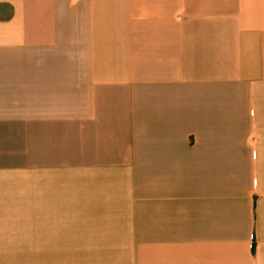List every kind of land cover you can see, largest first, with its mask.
<instances>
[{"label": "crops", "instance_id": "obj_1", "mask_svg": "<svg viewBox=\"0 0 264 264\" xmlns=\"http://www.w3.org/2000/svg\"><path fill=\"white\" fill-rule=\"evenodd\" d=\"M0 264H264V0H0Z\"/></svg>", "mask_w": 264, "mask_h": 264}, {"label": "rangeland", "instance_id": "obj_2", "mask_svg": "<svg viewBox=\"0 0 264 264\" xmlns=\"http://www.w3.org/2000/svg\"><path fill=\"white\" fill-rule=\"evenodd\" d=\"M33 203H38V198L37 199L33 198Z\"/></svg>", "mask_w": 264, "mask_h": 264}]
</instances>
